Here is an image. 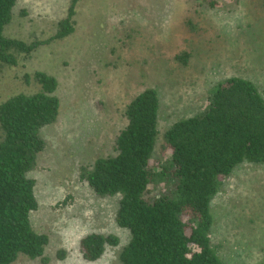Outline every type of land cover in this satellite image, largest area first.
<instances>
[{
    "label": "rangeland",
    "instance_id": "obj_1",
    "mask_svg": "<svg viewBox=\"0 0 264 264\" xmlns=\"http://www.w3.org/2000/svg\"><path fill=\"white\" fill-rule=\"evenodd\" d=\"M68 1L18 0L3 33L26 42L46 39ZM219 2L212 8L202 0H80L71 34L19 55L15 65L0 62V102L36 91L35 70L56 77L60 101L56 121L41 131L46 146L30 171L38 201L30 220L48 236L44 259L19 255L12 264H120L128 232L114 222L118 196L96 195L80 169L112 153L125 123L124 105L145 87H155L161 99L154 163L170 152L164 131L206 108L218 80L242 75L264 95V31L257 20L263 9L257 0ZM246 23L252 25L240 32ZM182 50L191 53L186 66L174 60ZM210 212L211 239L224 264L263 259L264 163L237 165L224 177ZM91 231L113 234L118 243L87 261L79 241Z\"/></svg>",
    "mask_w": 264,
    "mask_h": 264
},
{
    "label": "trees",
    "instance_id": "obj_2",
    "mask_svg": "<svg viewBox=\"0 0 264 264\" xmlns=\"http://www.w3.org/2000/svg\"><path fill=\"white\" fill-rule=\"evenodd\" d=\"M17 1L0 0L4 65H15L19 55L71 34L80 0L68 1L52 35L30 42L3 33ZM257 1L263 9L257 20L264 31V0ZM202 2L220 6L219 0ZM251 25L238 28L244 32ZM190 58V50L174 55L181 66ZM31 77L36 91L18 92L0 102V264H12L19 255L44 259L48 243V236L31 224L38 201L30 171L46 146L41 131L59 113L58 81L42 70ZM207 96L206 108L174 120L164 131L163 143L170 152L154 163L161 99L155 87H145L124 105L125 123L112 153L81 167L80 177L96 195L118 196L114 222L128 232L118 251L120 264H224L211 239L210 205L237 165L264 163V95L253 80L232 74L218 80ZM117 243L113 234L91 231L80 238L79 249L85 260L94 261L107 245ZM255 264H264V258Z\"/></svg>",
    "mask_w": 264,
    "mask_h": 264
}]
</instances>
